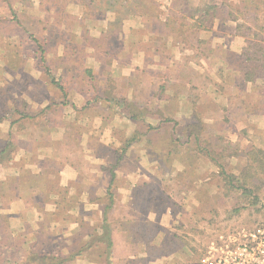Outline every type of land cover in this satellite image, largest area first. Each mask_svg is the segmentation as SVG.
Segmentation results:
<instances>
[{"label":"rangeland","instance_id":"obj_1","mask_svg":"<svg viewBox=\"0 0 264 264\" xmlns=\"http://www.w3.org/2000/svg\"><path fill=\"white\" fill-rule=\"evenodd\" d=\"M126 1L0 0V59L2 60L0 64H3L1 67H4L7 72V81L2 83L10 91L6 92L5 96L17 94L19 91L29 92L31 89L37 90V88L45 90L46 94L50 95V89L55 86L44 72L45 66H48L54 78L62 83L65 89L70 90L68 100L70 105L67 103L68 106L64 110L58 108L59 110H55V112L37 113V117L30 126L34 135L37 138L48 135L44 130V120H46L48 123H53V128H56L52 130L55 132L53 135L60 133V136L57 135V137L62 140L61 151L68 152L75 158H78L81 152L97 151L104 155L127 154L130 157L129 160L123 159L118 168L124 171V175H130V177H132L131 169L140 170L133 173V180L121 176L118 180L120 182L123 180V184L118 186V181L115 180L113 187H110L113 204H115L108 212L115 244L111 257L113 264L122 262L127 264L124 254L130 246L135 247V244H139V238L148 236L145 230L147 227L145 219L147 214H153V212L155 221L160 222L161 220L162 223H165L162 226L164 230L161 253L167 255H165L166 262L161 261V263L237 264L232 258L234 250L237 247H242L245 243L249 245L252 242L249 233L257 227L264 226V186L257 192V203L249 204L252 195L246 201L238 191L227 194L223 188L220 189L221 182L214 173L217 168L205 158L199 157L193 164V173L188 172L189 165L183 155L186 152L184 145L186 137L181 134L182 131L179 129L186 123L185 119L182 117L175 119L176 115L172 112L173 102L166 105L164 112H160V117L156 113H152L157 111L155 109L158 107L156 104L154 105L159 92L158 89L156 90V79L174 76L173 68L158 70L156 63L154 65L151 61L144 63V59H160V63H167L166 59H182L176 72L184 77L192 76L195 82H201V74H191V70L184 62L194 60L197 63V71H202L200 66L205 67V59H213L210 60V70L219 77L222 76L221 69L224 67L223 72L228 75L227 73L230 71L225 67L226 64H222L218 60L217 62L216 59H234V55L239 53L240 44L243 45L242 37L241 39L234 38V23L217 22L209 32L193 34L184 42V45L173 48L171 44L173 41L170 38H165L166 35L161 31L162 28L155 27L150 22L151 24L148 26L154 31L152 38H149L146 43H130V35H133L137 40L142 39L144 35V32L141 31L143 17L136 13L140 14L145 10L147 4L152 10L162 9L165 12L170 0ZM189 1L195 3L197 0ZM229 1L233 5L239 3V0ZM177 6L185 8L184 0H178ZM208 35L210 36L208 37ZM198 38L207 39L211 43L209 46L202 47L203 53L197 47L196 40ZM33 39H37L41 43L44 54L38 50L37 43ZM211 46L213 52L206 49ZM154 48L159 52L162 51L157 57H146L142 53L145 49L151 51ZM41 59H44L45 62H42ZM140 59L143 61L141 62ZM144 64L148 70L144 68ZM86 70H90L91 73L87 75ZM130 71H133L131 75H135L136 82L140 87H143L139 88L140 95L136 96L135 102L137 103L138 99L139 106L142 104L144 116L146 117L147 114V119L154 125L159 121L158 119L162 120L165 117L177 121L178 124L176 127L172 122L158 125L159 128L149 131L143 142L133 144L124 152L122 148L125 139L130 135L132 139L139 140L140 136L144 134L145 125L141 121L125 120L127 116L116 110L114 101L106 98L105 91L107 94L109 92L112 97L120 96L121 91L125 92L127 84L125 74ZM15 74H17L16 78H14ZM107 78L109 81H106ZM169 80L168 77L166 82ZM161 85L166 84L163 82L159 86ZM241 86L242 96L241 98L237 96L235 99H241V106L247 110L249 121L256 125L253 136L258 141L260 134L258 133V78L254 82H242ZM117 87L120 90H116ZM152 95H154V99L151 98ZM191 96L193 97L192 94ZM233 101L228 100L230 109L228 118L230 120H234L240 110L238 105L234 106ZM210 102L211 100L205 92L197 91L194 109L201 114L200 118L202 116L205 119L204 122L202 121V135L205 139L223 144L225 143L221 141L223 136L216 130H220L221 114L214 109H209V111L204 109L206 106L210 107L208 105ZM25 103L23 101V104ZM62 131H65L64 136ZM230 131H232L231 138H235V130L230 129ZM171 133L180 134L178 137L183 143L173 141ZM240 133L242 132L240 131ZM228 140L233 144L236 143ZM21 144H23L22 146L33 145L26 142ZM173 146L179 150L170 154V159L165 162L167 151L169 148L173 151ZM124 162L125 164H123ZM153 162L158 163L163 174H155V167L150 169L149 164L152 165ZM242 163L243 161H240L238 156L232 157L228 161L227 169L229 172L237 174ZM213 167L214 171L211 170ZM141 170L144 173L150 170V176L146 178ZM181 170L183 172H180ZM197 176L199 179H195ZM106 179L108 176L102 177L103 182H107ZM46 180L49 181V178ZM195 180L199 181L200 187L196 193H192V196L193 199L198 200V208L194 212L193 218L190 219L189 215L184 217V214L189 211L185 209V205L189 204L191 198L187 188L190 187V183L194 184ZM127 182L135 186L129 189ZM210 184L216 185V188L213 187L212 190L209 188L208 192ZM210 194L212 198H210ZM92 197L87 196L88 199ZM101 197L103 203H109L107 191H103ZM207 198L210 205L206 207L204 202ZM152 205L155 207L153 208ZM88 207L89 205L84 203L81 208L78 206L71 210L65 208L63 211L73 212L77 215L69 217L70 215L67 214L64 218L70 221L67 224L72 223L75 229L55 237L50 232L51 226L49 225L48 234L45 228L41 233V238L33 240L34 249L44 248L55 251L62 247V250L70 252L76 251L82 244L90 241L89 235L95 233L92 231L99 223L84 222L82 224L83 220L80 221L81 216L78 215L88 212L90 210ZM235 208H238L237 212L233 211ZM162 213L164 214L162 215ZM16 224L12 220L11 225H8V221L3 222L0 218V234L6 236L8 229L15 227ZM61 225L63 223H60L58 227ZM155 226L156 228H152V231L158 230V224ZM128 232L135 235L136 240H133L132 236L127 240ZM128 241L130 244H127ZM10 242L12 243L8 238L1 242L0 247L3 248L0 250L2 254L0 261L5 264L20 263L24 260L26 252L17 246L10 247ZM16 242L21 241L18 239ZM184 243L192 246L191 256L183 253V249L187 250V247L181 246ZM252 245H256V243ZM25 249L29 250L27 246ZM246 259H249V256ZM259 261H261L260 256L258 264H264ZM104 262L105 255L102 245L94 244L67 264H104Z\"/></svg>","mask_w":264,"mask_h":264},{"label":"crops","instance_id":"obj_2","mask_svg":"<svg viewBox=\"0 0 264 264\" xmlns=\"http://www.w3.org/2000/svg\"><path fill=\"white\" fill-rule=\"evenodd\" d=\"M163 16L164 15H162L161 18H163ZM142 17L143 18L141 19V21L143 24H141V31L144 32L143 38L137 40L133 35H130V43H146L148 42L149 38H152L151 36L154 31L151 30L148 26V23H150L149 21H151L150 16L144 15ZM209 36L210 35H208V37ZM233 36L235 39H241L240 36H236L234 33ZM259 38L260 39H258V41L264 44V30L261 32ZM241 40H243V38ZM171 44L173 48L184 45V43L177 42H172ZM241 47L242 45L240 44L238 50L239 52L241 50ZM161 52H159L155 48L151 51H148L147 49L142 51V53H144L146 57H157ZM140 60L141 62L143 61V59ZM144 60V63L146 61H151L152 65L156 63L155 65H157L156 68L158 70H162V68H173L174 72V76L172 77H158V79H156V90L158 89L159 92L156 95L157 99L154 101V105L156 104L158 107L155 109L157 111L152 113H156L157 116L160 117V112H164L166 105H170L173 102L174 108L172 112H174V115L178 116H175V119L177 120L178 118L182 117L186 122H193L195 113L199 117L201 115L194 109L195 97L197 96V91H203L211 100V102L208 103L210 107L206 106L204 107V109L206 111H209V109H214L221 114V120L219 124L220 130L215 128L218 131V134H222L221 136H223L224 139L227 138L231 141L236 142L241 150H246L251 146H258V148L264 149L263 67H258V133H260L261 135H258V141H256L255 136H253L256 125L249 121V114L247 113V110L244 108V106H241V99H235L237 98V96H240V98L242 96L241 93L243 92V90L241 83L244 82V80L242 74L239 71L234 70L229 66L228 62L230 63L231 59H216V61L218 60L222 64L225 63V67L230 71L229 73H227L228 75H225V73L223 72L225 68L222 67L221 70L223 74L219 77L210 70V60L213 59H205V67L200 66L202 71H197L196 61L189 60L188 62H184L186 66L191 70V74H201V82H195V79L192 76L184 77L179 74V72H176L177 66L182 59H166V61H168L167 63H160V59ZM1 61L2 60L0 59V62ZM261 63L262 59L258 60V65H261ZM2 65L3 64H0V147H2L7 142V140H10L14 143L15 150L13 151V153H11V158L4 164L0 165V214L7 217L8 225H11L12 220L17 223L15 227H10L8 229V233H6L9 241L13 242L12 244L10 243V247L13 248L17 246L24 249L27 253L28 249H25V246L29 248L31 242L38 239L34 232L35 229L39 227L38 224L42 223L43 226L46 227L47 234L49 229L48 225H50V232H52L55 237H57L58 235L67 234L71 230L75 229L72 223H70L69 225L67 224V222L70 221L64 219L66 215L61 216L51 214V212L56 208V204L54 201L58 197L55 194H50L49 197L45 196L42 198L40 195L42 191L48 188L54 189L57 187L59 188V190L66 189L69 195L76 194L77 205L75 207L78 206V208H81V206L83 207L85 203L86 205H89L88 209H90L88 212L78 214L82 218H80V221L83 220L82 224L84 222H93L94 224L100 223L102 220L103 208L106 204L103 203L101 199L102 193L103 191H107L108 186L113 187V185L115 184V180L118 181V186L123 184V180H121L120 182L118 178L126 175H124L123 170L118 168L119 163L123 159L129 160L130 157L127 154L123 155L114 153L111 155H104L95 151L89 153L81 152L79 157L75 158L70 153L61 151L62 140H60V137H57V135L60 136V133H57V135H53L55 133L54 131H52L54 129L52 126L53 123H48V121L46 120H44V130H46V133H48V135L46 137L43 135L41 136V138H37L30 127L31 122H33L37 117V113L42 111H47V113L55 112V110L59 109L64 110L69 103H57L61 101V93L58 88L54 89L55 87H52L50 89V95H48V93L46 94L45 90L37 88V90L31 89L29 92L19 91L17 92V94L5 96L6 92L10 91L9 89H6V85H3L4 83H2L3 81H7V72L4 67H1ZM144 68L148 70V67L145 66V64ZM132 72L133 71H130V73L128 72L127 74H125L127 84L125 87V92L121 91L120 95L123 94L127 97V100H133V103H136V96L140 95L138 93V90L140 92V89L143 87H140L139 83L136 82L137 78L135 75H131ZM8 75L12 76L11 74ZM232 76L234 77L232 78ZM16 77L17 74L14 75V78ZM168 77L170 80L166 82ZM151 78L154 79V77ZM163 82L166 85L159 86ZM228 87L229 89H227ZM116 90H120L119 87H117ZM66 91L67 100H69L70 90L66 89ZM194 91L196 92L194 93ZM191 94L193 95V97L191 96ZM151 98L154 99V95H152ZM229 99L231 101L234 100V106L238 105L240 108V110L236 114L237 117L234 120H230L228 118L230 110L228 107ZM23 101H25L26 103L23 104ZM136 104L139 105L138 99ZM140 106H142V104H140ZM143 118L146 119V122L144 124L150 123L154 125V123L148 120L147 117ZM125 120L134 119L127 117ZM158 120L159 121L156 123V127L163 124L161 123L160 119ZM201 120L204 122V117L201 116ZM206 121H209V119H206ZM230 129L233 131L235 130V138H231L230 133H232V131H230ZM243 130H245V133L247 131V133H243ZM149 131L144 130V134L140 136L139 140L137 139L138 142H136L137 140L133 141L129 145V147L126 148V151L128 148H131L133 144L143 142L144 137L148 135ZM240 131L242 133H240ZM64 132L65 131H62L63 136L65 134ZM129 139H132V136L129 135L125 139V141ZM22 142H26L28 144L32 143L33 145L22 146ZM145 157L147 158V156ZM238 157L240 161H244L245 163L246 159L244 155H239ZM123 164H125V162ZM151 164L152 165L149 164L150 169L151 167H155V174H163L158 163L153 162ZM109 169H112L115 172V179L111 184L109 183ZM177 170L179 171L180 169ZM211 170L214 171V167ZM136 171L140 170L131 169L132 177L128 175L126 176V178L128 179L129 177L133 180V173ZM150 172L151 171L148 170L146 173H142L146 175V178H148V176H150ZM180 172H183V170H181ZM103 176H108V179H106L107 182L102 181ZM47 178H49V181L46 180ZM126 184L127 186H129V189L135 186L134 184L129 182H127ZM44 185L45 189L43 188ZM199 187V181L195 180L194 185L191 184L190 187L187 188V191H189L191 194V198L189 200V204L185 205V209L189 211L188 213L184 214V217H187L189 215L190 219L193 218V214L198 208V200L193 199L192 193H196ZM213 187L216 188V185H208V192L209 188L210 190H212ZM87 196L93 197L88 199ZM210 198H212V196ZM114 205L115 204H113L112 202V207H114ZM209 205V199L207 198L204 202V206L207 207ZM152 206L153 208L155 207L154 205ZM163 214L164 213H162V215ZM68 215H70V217L77 216L73 212ZM44 216H46L45 219ZM146 216L147 217L145 219V223L147 227H145V230L147 231L148 236H145L144 240L148 241V243L143 245L141 243H139L138 245L135 244V247L130 246V248H128L127 252H125L124 254V256L127 258V264H154V262L155 264H166L161 263V261L166 262L165 255H167L166 253H161V243L163 239L162 232L164 230L162 226L165 223H162L161 220L160 222L155 221L156 218L154 217V212L153 214H147ZM60 223H63V225H61V227H58ZM156 224H158V230H153L152 233L148 232L149 226H155ZM130 236H132L133 240H136L135 235H131L130 232L127 233V240L130 238ZM18 239L21 242L17 243L16 241ZM127 244H130V241H128ZM114 248L115 244L113 242L112 252L114 251ZM62 251L68 252L64 250ZM121 264L125 263L122 262Z\"/></svg>","mask_w":264,"mask_h":264},{"label":"trees","instance_id":"obj_3","mask_svg":"<svg viewBox=\"0 0 264 264\" xmlns=\"http://www.w3.org/2000/svg\"><path fill=\"white\" fill-rule=\"evenodd\" d=\"M177 1L178 0H170L165 12L162 11V9L152 10V8H150V6L147 4V8L140 12V14L136 13V15L150 16V19L153 20L149 22H151L155 27L157 26L162 28L161 31L165 32V38H170L173 42L177 43L186 42V40L191 35H196L200 31L212 30L214 23H234V34L243 38V45L238 55H234V59H232L233 61L230 60V63L228 62V64L231 68L239 71L242 74L244 83L254 82L258 78V67L261 66L264 68V44L258 41V39H260L259 36L261 32L264 30V0H239V3L236 5L230 3L229 0H197L195 3H191L189 0H184V6H186L185 8L178 7ZM162 15H164L163 18H161ZM151 23H148V25L150 26ZM33 40L37 43V48L41 54H44V48L41 43L37 39ZM208 41L209 40L207 39L200 38L196 40L197 47H199V51L201 53H203V46L211 44ZM206 49L209 52H213L212 46L206 47ZM260 59H262V63L261 65H258V60ZM41 61L45 62L44 59H41ZM44 72L48 76L50 82L53 83V85L58 88L61 93V101L57 103H68L69 101L67 100V91L63 87L62 83L54 78L48 66H45ZM85 72L87 75L91 73L90 70H86ZM106 81H109L108 78ZM105 94L108 100L114 101L118 112L125 114L131 119L143 122V125H145V130L149 131L159 128L158 126L156 127V125H152L150 123L144 124L146 119L143 118L145 117V114L142 112L143 109L141 106L133 103V100H127L125 95H114L112 97L111 94L109 92L107 94L106 91ZM147 116L148 115L146 114V117ZM169 122H172L174 127H176L178 124L177 121L167 117L161 120V123L163 124ZM179 129L182 131L181 134L186 137V143L184 144L186 147V152L183 155L184 159H186L188 162L189 173H193L192 170L194 162H196L199 157H203L217 168L214 173L221 182L220 189L223 188L227 194L238 191L240 196L244 197L246 201H248L250 195H252V200L249 201V204L257 203V192L261 187L264 186L263 148L251 146L246 150H241L237 143L233 144L228 139H224L223 137L221 139V141L225 142L223 144H217L207 138L205 139L202 135V120L196 113L194 114L193 122H186ZM243 133H245V130H243ZM178 136L180 137V134L176 135V133H171L172 140L176 142L178 141L180 144H182L183 142L180 141ZM133 141H135V139L126 140L122 151L125 152L126 148L129 147ZM14 147V143L10 140H7V142L2 147H0V165L4 164L11 158V153H13L15 150ZM173 147V151L170 148L168 149L165 162L170 159V154H172L175 150H179L176 146ZM239 155L245 156V163L243 161L241 164L239 173L235 174L229 172L227 169L228 161L232 157H237ZM177 175L180 176L179 173H177ZM114 179L115 172L112 169H109V183L111 184ZM195 179H199L198 176L195 177ZM191 184L192 183H190V185ZM43 188L45 189V185ZM50 194H55L58 197L54 201L56 208L54 209L55 212H51L53 215L70 214V212L67 213L63 210L65 208L71 210L77 205L76 196H68V191L66 189L59 190L57 187L54 189L48 188L42 191L40 195L43 198L45 196L49 197ZM107 195L109 198V203H106L103 208L101 222L98 224V226H95V229L93 228L94 231L92 232L95 233L89 235L90 241L82 244L76 251L70 252H63L62 247H59L58 250L55 251L44 248L37 250L34 249L35 246L33 243H31L24 260L17 264H67L77 258L83 251L90 249L94 244L102 245L103 254L105 255L104 264H113L111 260L113 229L108 219V212L112 207L113 194L109 186L107 187ZM233 211L237 212L238 208H235ZM0 218L3 222L8 221L5 215L0 214ZM38 226L40 227H37L34 232L40 239L41 233L46 227H43L42 223L38 224ZM152 228L154 229L156 226L152 225L148 232L152 233ZM5 239H7V236H5V234L1 235L0 244L1 242H4ZM139 239V243L142 245L148 243V241L144 240V237ZM181 246L187 247L188 251L183 249V253L187 256H191V251L193 250L192 246H188L185 243ZM1 248L3 247H0V250H2ZM1 258L2 254L0 252V259ZM0 264L5 263L0 261Z\"/></svg>","mask_w":264,"mask_h":264},{"label":"built area","instance_id":"obj_4","mask_svg":"<svg viewBox=\"0 0 264 264\" xmlns=\"http://www.w3.org/2000/svg\"><path fill=\"white\" fill-rule=\"evenodd\" d=\"M249 236L252 242L249 245L245 243L242 247H237L233 252L232 258L237 264H258L259 256L261 257L259 262H264V226L257 227L249 233ZM254 243L256 245H252ZM247 256L249 259H246ZM206 264H212V262Z\"/></svg>","mask_w":264,"mask_h":264}]
</instances>
